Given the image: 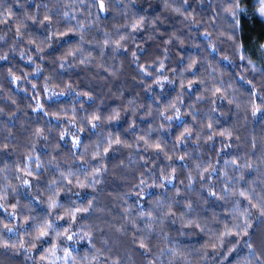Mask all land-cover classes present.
I'll return each instance as SVG.
<instances>
[{
	"label": "clouds",
	"instance_id": "1",
	"mask_svg": "<svg viewBox=\"0 0 264 264\" xmlns=\"http://www.w3.org/2000/svg\"><path fill=\"white\" fill-rule=\"evenodd\" d=\"M194 2L200 12L189 10L193 0H148L150 7L161 6L150 15L136 8L144 0H103L105 12L113 13L109 20L99 15L97 0H0V24L11 17L16 25V31L0 29V61L12 65L0 70V101H10L25 115L34 109L56 116V124L49 120L34 127L22 148L13 147L10 133L0 140V150L13 148L16 156L13 164L0 167V210L6 213L0 219V248L23 253L27 264H133V257L135 264H221L227 259L221 258L222 248L239 247L229 237H239L257 213H264V187L241 188L246 162L237 167L228 160L218 169L214 158L205 157L215 150V137L236 138L248 113L254 117L256 110H264V91L258 92L261 103L256 104V96L242 90L252 81L254 89L264 90V41L253 38L245 48L238 23L241 16L264 20V0H251V6L248 0ZM31 4L35 11H29ZM13 5L21 12H14ZM169 18L171 30H162ZM141 41H151L152 50ZM177 48L194 51L177 59ZM78 73H83L81 80L70 83ZM130 77L133 91L142 86L151 103L139 94L125 95ZM5 79L16 95L5 88ZM169 91L175 96L165 100ZM21 92L22 107L17 100ZM32 94H37L35 105L27 102ZM191 97L195 100L185 104ZM53 101H64L55 113L45 109ZM233 112L240 127H223ZM129 115L125 131L132 139L126 140L116 135L121 125L114 122ZM138 115L151 119L141 127ZM0 116L11 119L13 113L0 106ZM7 131L0 123V134ZM82 132L89 133L87 142ZM66 137L75 140L69 143ZM59 140L67 152H60ZM40 141L47 156L37 155ZM106 148L126 150V155L109 166ZM41 170L47 174L46 186L30 184L29 177H40ZM111 177L121 181L114 199L105 190ZM25 188L32 197L27 204L19 199ZM241 197L249 203L243 205ZM37 200L46 211L36 212ZM216 208L227 209L230 226ZM201 233L207 237L204 243H181ZM6 234L16 238L9 240ZM141 242L144 250L137 252L135 245ZM81 244L87 245L83 251ZM37 247L45 257L39 262L32 255ZM247 247L241 264H264V250L251 243Z\"/></svg>",
	"mask_w": 264,
	"mask_h": 264
},
{
	"label": "trees",
	"instance_id": "2",
	"mask_svg": "<svg viewBox=\"0 0 264 264\" xmlns=\"http://www.w3.org/2000/svg\"><path fill=\"white\" fill-rule=\"evenodd\" d=\"M39 2L44 3L46 0H39ZM103 2V0H97V3L100 4ZM249 6H251V0H248ZM104 4V3H103ZM137 10L140 13H143L145 10H147L148 14L154 15L161 11V6L159 4H155L153 6H149L148 0H144V3L136 6ZM29 11H35L36 6L34 4L28 5ZM189 10L200 12V8H198L193 0V3L189 6ZM13 11L16 13H20L21 9L13 5ZM204 14L207 15V9H205ZM99 15L101 17H108L109 20L112 19L113 13L112 12H105V10H101L99 12ZM180 18L176 17L175 20L178 21ZM213 22H215V18L213 17ZM243 27V33H242V40L244 43L245 48H248L251 44V41L253 38L264 41V20H261L259 16H254L251 21L248 20L246 16H241L240 20L238 21ZM173 25L172 18H169V23L167 25H162L163 29L171 30ZM11 27L13 31H16V25L12 24V18L10 17L7 21H5L3 24H0V29H3L7 31V29ZM36 31H39V29H36ZM203 29L201 30V35H203ZM144 34L141 33V36ZM72 37H60L61 40L63 39H71ZM163 39V37H161ZM143 43V46L145 49L152 50V42L149 41L147 43L141 41ZM51 51V50H50ZM179 53V57L177 59L183 58L184 52H193L192 49H180L177 48L176 50ZM198 51V50H195ZM19 66L24 71H29L30 69L24 65L23 61H19V58H16ZM12 65L9 64L7 61H0V70L11 68ZM134 67V66H133ZM83 73H78L72 77L71 82H79L81 80ZM105 76L107 73L104 74ZM67 78V74L65 76ZM239 78V77H237ZM4 86L9 91H12L13 95H16V92L14 91L13 85L9 84L7 82V79L3 81ZM255 81H252L251 83H248L244 86L243 91H246L250 95L256 96L255 103L260 104L261 100L259 99L258 92L264 91L260 89H254L253 84ZM116 84H119V82H116ZM129 92L125 93L126 96L133 95V94H139L145 101V103H151V101L148 100L146 94L143 90V87L140 86L133 91L131 85L135 84V80L131 77L129 78ZM30 88V86H28ZM108 87H113L114 85H109ZM196 87H199V85H196ZM85 90H87L85 88ZM190 89H185V91H188ZM97 92L100 91L99 88L96 89ZM105 91H107V88H105ZM156 92H159L160 89H155ZM180 89L177 86L175 89V92H179ZM175 92L169 91L167 93V96L165 97V100L168 98H172L175 96ZM199 93H197L198 95ZM42 97V93L39 94ZM37 94H32L27 96V102L32 103L35 105ZM17 100L21 107L25 103V93L21 92L17 96ZM165 100H158V103H164ZM195 97H191L190 99L185 100V104L190 103L191 101H194ZM41 103L44 104V100L41 98ZM64 103V101H61L60 104H57L56 102H48L45 104V109L49 112L55 113L56 110ZM109 104L115 105L119 103V101H108ZM227 106V102H224ZM0 106H3L7 112L13 113V116L11 119L9 116H0V123L7 125L8 131L0 134V140L4 139L5 136H9V133L11 134L9 136V139H11L13 147H23L27 141V139L30 136V133L34 127L44 125L45 121H51L53 124H56V116L52 115L49 117H45L43 113H37L34 111V109H29L27 111V114L25 115L24 112H17L16 106L11 104L10 101H0ZM84 107H88L85 105ZM92 109L89 108V111ZM185 110V109H182ZM33 116H37L38 120H32L31 118ZM137 121L141 122V127H144L147 125L148 121L151 119V117H148L145 119L142 115L137 116ZM186 120H191L192 118L185 117ZM248 123L245 127L241 129V131L238 133L236 138L233 137H223V136H217L214 140L215 150L209 151L208 155L205 157V159L214 158L218 169H221V166L224 165L225 161L228 160H234L235 166H240L243 163H247L248 167L246 168L244 172V180L241 183V188L245 189L248 185H251L254 188L257 187H264V110H256L255 116L253 117L251 112L248 113ZM64 123L67 122V118L65 117ZM131 122V116H126L124 120L118 123L121 125V128L119 131L116 132V135L119 136L122 139L131 140L132 137L128 135V133L125 131V129L128 126V123ZM58 126V125H57ZM240 127L239 123L237 122V117L233 113H230L227 116V122L223 125V127ZM223 127L220 125L217 126V131H222ZM89 133H81V139L85 140L87 142V137ZM173 135H178V130L176 128L173 129ZM68 139L69 143L75 140L74 137L72 138H64ZM221 141H223V147L221 145ZM60 144V152H67V148L64 147L63 140L58 141ZM231 145V147H229ZM116 147H119V145H116ZM207 147V146H206ZM156 151H159V149H155ZM60 152H57L56 155H60ZM37 155L38 156H47L48 155V148L45 147V142L40 141V146L37 149ZM104 155L106 159L107 165H114L118 163L125 155L126 150H122L119 153H113L110 149L104 150ZM113 156H115V159H112ZM26 157L21 156L20 160L26 162ZM16 160V156L13 153V148H4L0 150V167H3L5 164H13ZM95 162V161H94ZM168 163V162H165ZM177 164L183 163V161H177ZM42 175L40 177H29L30 184L33 185H39V186H46L47 181V174L44 173V170H41ZM222 174V170H221ZM215 178V177H214ZM183 177H181V180ZM121 181L116 180L114 177L109 178V183L105 185V190L107 192V195L114 199L115 192L120 185ZM173 183L179 184L180 181L174 180ZM19 199L22 203L27 204L30 200H32V197L30 193L28 192V189L25 188L19 193ZM60 199L63 201L65 198L63 194H61ZM145 202L147 201V198H142ZM241 200L243 201V205H247L249 203L248 199H245L244 197H241ZM14 200H11L10 203H14ZM217 204H220L222 202L217 201ZM36 212H43L47 209L43 205H39V200L36 201ZM145 206L146 203H145ZM254 207V202H253ZM217 212H219L222 217L225 218V223H229L230 226V220L231 218L228 216V211L226 208H216ZM6 216V213L4 210H0V219H3ZM257 218H254L252 223L249 225L247 234L245 232L241 233L238 237L235 233L232 234L229 239L236 241L239 245L238 248L229 250L228 246H225L221 249V258L227 257V259L221 260V264H241V257L246 256L248 254V247L247 243L253 244L257 250H264V215L257 213ZM17 223H20L19 217L16 219ZM63 222V221H61ZM217 227H222V225H217ZM199 231V229H197ZM8 235V239H15L16 237L12 234H6ZM207 240V237H204L203 234L199 236H186L182 238L181 243L188 247L193 244V242H199L200 244L204 243ZM195 246H199V244H196ZM47 247V246H45ZM87 247L86 244L79 245V248L81 251H83ZM135 250L137 252H142L144 249L139 246V244L135 245ZM34 259L36 261H40L41 257H43L44 252L41 250L40 247H37L33 250L32 253ZM211 255V252H210ZM0 264H27L26 261H24L23 253H17L14 249H10L8 246L0 248ZM43 264H50L48 260H44ZM133 264H135V257H133Z\"/></svg>",
	"mask_w": 264,
	"mask_h": 264
},
{
	"label": "snow or ice",
	"instance_id": "3",
	"mask_svg": "<svg viewBox=\"0 0 264 264\" xmlns=\"http://www.w3.org/2000/svg\"><path fill=\"white\" fill-rule=\"evenodd\" d=\"M99 8H100L101 10L104 9V4H103V2H101V3L99 4ZM261 11L264 12V9H261ZM217 91H219V89H217ZM221 135H223V133H221ZM117 142H119V141H117ZM159 147H160L159 145H156V148H157V149H159ZM233 163H235V161H233ZM213 195H215V193H213ZM241 195H244V194L241 193ZM262 215H264V213H262ZM73 218H74V216H73ZM245 234H247V231H245ZM41 235H46V233L42 232ZM69 239H71V237H69ZM139 246H140L141 248H144V247H145V245H144L143 242H141V243L139 244ZM41 259H45V257H41Z\"/></svg>",
	"mask_w": 264,
	"mask_h": 264
}]
</instances>
